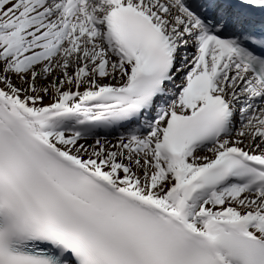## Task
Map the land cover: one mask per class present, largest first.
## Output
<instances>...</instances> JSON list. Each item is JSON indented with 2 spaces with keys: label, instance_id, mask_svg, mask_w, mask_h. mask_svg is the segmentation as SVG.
I'll use <instances>...</instances> for the list:
<instances>
[{
  "label": "snow or ice",
  "instance_id": "1",
  "mask_svg": "<svg viewBox=\"0 0 264 264\" xmlns=\"http://www.w3.org/2000/svg\"><path fill=\"white\" fill-rule=\"evenodd\" d=\"M0 264H264V0H0Z\"/></svg>",
  "mask_w": 264,
  "mask_h": 264
}]
</instances>
